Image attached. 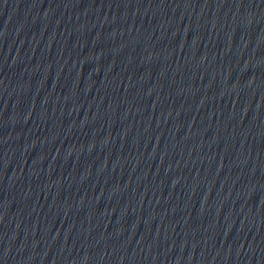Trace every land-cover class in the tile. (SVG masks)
I'll return each instance as SVG.
<instances>
[{"label": "water", "instance_id": "water-1", "mask_svg": "<svg viewBox=\"0 0 264 264\" xmlns=\"http://www.w3.org/2000/svg\"><path fill=\"white\" fill-rule=\"evenodd\" d=\"M0 264H264V0H0Z\"/></svg>", "mask_w": 264, "mask_h": 264}]
</instances>
